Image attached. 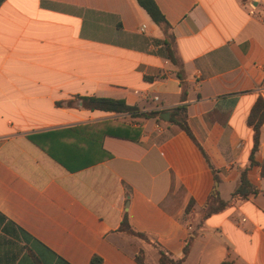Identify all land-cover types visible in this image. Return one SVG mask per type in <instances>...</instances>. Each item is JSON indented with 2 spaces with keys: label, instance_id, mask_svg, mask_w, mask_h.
<instances>
[{
  "label": "crops",
  "instance_id": "crops-1",
  "mask_svg": "<svg viewBox=\"0 0 264 264\" xmlns=\"http://www.w3.org/2000/svg\"><path fill=\"white\" fill-rule=\"evenodd\" d=\"M153 1L182 79L137 0L0 5V264H159L160 251L181 258L190 235L182 264H264V177L249 166L247 125L264 99V0ZM77 96L160 117L184 104L206 158L175 125L83 109ZM245 168L260 192L201 220L212 170L228 201ZM124 212L144 239L119 231Z\"/></svg>",
  "mask_w": 264,
  "mask_h": 264
},
{
  "label": "trees",
  "instance_id": "trees-1",
  "mask_svg": "<svg viewBox=\"0 0 264 264\" xmlns=\"http://www.w3.org/2000/svg\"><path fill=\"white\" fill-rule=\"evenodd\" d=\"M4 0H0V5L3 3ZM138 4L145 10L147 15L150 17V19L163 31L165 34L164 39H162L160 42L162 50L164 51V55L174 66L177 67V77L179 79H182V63L179 58L178 52L175 47L174 38L173 36L168 33L170 30V26L167 23L165 17L160 12L159 8L157 7L156 3L153 0H137ZM80 105L83 109L87 110H101L105 112H112L116 114H128V118L132 121L136 122L137 124H141L145 120H148L150 118L157 117L158 120L169 123L172 125H175L180 130L185 132L191 140L195 143V145L198 147V149L201 151V153L205 156L202 148L200 147L199 143L194 139L188 123H187V115H186V105H178L177 107L173 108L170 111L169 119L166 121L162 119L160 116H157L158 114L156 112H147L142 113L139 111V109L136 106H128L124 103L122 100H114L109 98H98V97H76ZM186 97L185 94L181 96V101H185ZM124 121V120H123ZM264 122V99L259 97L254 105L252 106L248 118H247V125L252 129V148L251 153L249 156V166L257 165L260 168V174L262 177H264V160L261 163H256L254 161V154L257 152L259 147V140H260V134H261V128ZM127 131L132 134L131 137L133 140H137L140 135V129H129L127 128ZM206 158V156H205ZM247 170L248 168H245L243 171H241L238 183L234 190L231 193L230 200L224 201L219 196L218 191V184H219V178L217 175V172L215 170H212L213 173V187L212 190L205 201L204 205L201 209V220L205 219L206 217L210 216L211 214L221 212L224 210L228 205H230L233 202L243 200L248 195L251 194H258L260 191L253 186L248 178H247ZM190 205L187 208V211L190 209ZM119 231H122L126 233L127 235L137 237L140 239H144V235L134 231L128 222V216L127 212H124L120 226ZM191 238L190 235L189 240L185 243V246L183 248V256L179 259H171L169 256H167L164 252H159V264H182L185 261L186 256L188 255V252L191 247ZM101 259L98 256H93L90 259L89 264H101ZM220 264H233L229 261H223Z\"/></svg>",
  "mask_w": 264,
  "mask_h": 264
},
{
  "label": "water",
  "instance_id": "water-1",
  "mask_svg": "<svg viewBox=\"0 0 264 264\" xmlns=\"http://www.w3.org/2000/svg\"><path fill=\"white\" fill-rule=\"evenodd\" d=\"M161 118L167 121L169 119V113L166 112V113L162 114Z\"/></svg>",
  "mask_w": 264,
  "mask_h": 264
},
{
  "label": "built area",
  "instance_id": "built-area-1",
  "mask_svg": "<svg viewBox=\"0 0 264 264\" xmlns=\"http://www.w3.org/2000/svg\"><path fill=\"white\" fill-rule=\"evenodd\" d=\"M144 28H145V26H144V25H141V27H140L139 30H140L141 32H143Z\"/></svg>",
  "mask_w": 264,
  "mask_h": 264
}]
</instances>
